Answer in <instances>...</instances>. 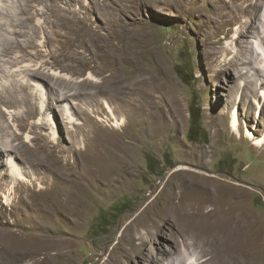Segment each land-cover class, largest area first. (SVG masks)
<instances>
[{
    "label": "rangeland",
    "instance_id": "rangeland-1",
    "mask_svg": "<svg viewBox=\"0 0 264 264\" xmlns=\"http://www.w3.org/2000/svg\"><path fill=\"white\" fill-rule=\"evenodd\" d=\"M33 4L32 23L0 28L20 48L0 55V264L194 263L181 224L161 216L180 164L230 184L213 181L218 189L243 184L264 238V143L255 144L264 139V0ZM18 10V0H0V22L23 18ZM1 39L0 53L13 45ZM13 167L24 179L13 180ZM222 198L218 206L238 210ZM175 243L181 251L164 256Z\"/></svg>",
    "mask_w": 264,
    "mask_h": 264
},
{
    "label": "bare ground",
    "instance_id": "bare-ground-1",
    "mask_svg": "<svg viewBox=\"0 0 264 264\" xmlns=\"http://www.w3.org/2000/svg\"><path fill=\"white\" fill-rule=\"evenodd\" d=\"M34 1L35 0H18V9H19L18 11H20L21 14L24 15L23 18L21 17V19H20L19 17L18 18L15 16L12 17V15H10L11 16L10 19H12L11 21H9L7 23L6 22H4V23L0 22L1 30L5 31L6 33H9V30L6 29L9 25L12 24L13 26H15V24H16L20 28V27L25 26L27 24V22L33 21V19L35 17L34 14H39L41 11L39 9L36 10V6H35V4H33ZM50 6H51V4L49 5V7L48 6L46 7V12H42L43 17H44V15L48 18L50 17L51 12H52V9L50 8ZM55 6H57V5H55ZM64 11H65V9H64ZM16 16H19V15H16ZM65 16H66V14H65ZM13 23H15V24H13ZM58 23L59 22H57V24ZM33 24L35 25L34 22H33ZM49 24H50L49 27H52L51 23H49ZM5 26H6V28H5ZM10 28L11 27H9V29ZM35 29L39 30L40 26L37 25ZM58 29H59V27H58ZM56 31H58V30H56ZM10 32H11V30H10ZM14 34H15V32H14ZM34 34L35 35L38 34V31L35 30ZM21 35H23V34L21 33ZM243 35H244L243 32L240 33L239 38ZM1 38H3V39H1ZM0 39L4 40L5 41L4 43H7L9 45H12L14 42V41H11V40L5 38L4 36L3 37L0 36ZM17 41H16V43H14L15 45L13 44L10 47L7 45L8 47H6V48L3 47L0 55H2L4 57V56H7L9 54V51H11L10 53H13L15 51V49L19 48L18 47L19 42H17ZM27 42H28V40H27ZM29 43H30L29 45L31 48L34 47V44L32 42H29ZM69 43H71V42H69ZM101 43H102V41H101ZM2 45H4V44H2ZM241 45H242V42H241ZM243 49H244V46H241L240 50L237 51L234 56L237 57V56L242 55ZM21 53L24 56H26L30 52L28 51V53L24 54V52L21 51ZM22 60H23L22 56H17V55H15V56H13V58H11V62L13 61L12 63H15V64L19 63ZM119 60H121V59H119ZM91 77L92 76H89L87 78L90 80V82L93 81L91 79ZM61 79H62V77H61ZM63 80H65V79H62V81ZM262 96L264 98V91L262 92ZM66 99H67V97L64 98V100H66ZM105 106L109 109V107L107 105H105ZM67 117L70 120H72V115L67 114ZM237 123H238L237 113L235 111H233L232 115H231L230 126H231V129L233 132L232 134L235 133L237 136H239V130L237 129V126H238ZM114 124L117 126L118 121H115ZM247 137H249V138L252 137L249 131H246V138ZM256 139H258V141L255 143L257 146H259L261 143L262 144L264 143V139H262V138H260V139L256 138ZM8 145H10V144H8ZM114 147L117 149H124V148H126V144L124 142H121V143L115 144ZM202 157H203V155L201 156V158ZM203 166L204 165L200 166V168H199L200 171H199V170L192 169L193 167L180 164L178 169L173 171V173H172L173 175L180 172L184 176H182V179L180 180L179 190L176 193L168 192L165 195L166 196V199L164 200L165 201V204H164L165 211L161 213L162 218H164V220H166L165 218H170L173 220V222H177V223L181 224V227L183 228L182 229L183 236L181 238V244H182L181 246L184 247L185 249L191 248L190 250H193L194 252H198V255L200 256V257L195 259L194 263L192 262L191 264H208L209 262H212L213 264H264V238L261 236V234L259 232H256L252 228L253 222L247 218L248 216H247L246 210L244 209V206H243V202L245 201V196H246L245 195V192H246L245 186L241 183H238L237 184L238 188H232L234 185L231 186V188H225L229 184L228 181L226 182V181H224V179H219L215 175L207 173L206 170H203L204 169ZM188 167H190V168H188ZM13 169L17 174L16 176L14 175L13 180L19 181V179H24V176L15 167H13ZM81 174L83 175L82 172H81ZM84 177H85V175H84ZM193 178H198L199 180H202L203 181L202 184L197 183V181H195V179H193ZM209 181H212V183ZM213 181L216 184L225 183L226 186L218 189V188H216L215 185H213ZM73 182H75V181H73ZM76 186H77V183H76ZM78 188H80V187H78ZM181 191H183V192L185 191L186 194L191 196L193 200H195L194 198H196V201L198 199L201 200L204 197L205 199H209L210 201H213V203L205 204V203H198V201L197 202L194 201V202H189L187 204H181L180 202H181V198L183 196V193ZM218 192H221V195L223 196V198H226V197L231 198V201L236 203L238 210H236V212H235L233 210H230L231 208H229V207L218 206L217 205L218 203H215ZM189 196H185V197L183 196V198H186ZM186 227H189L188 233L184 232V229ZM197 236L200 237L199 241L198 240L196 241V239H195ZM205 246H207V248H205ZM171 250H176L178 252L181 251L179 244H177V243H175V245L170 244V249L167 251H164L163 255L167 257L171 253Z\"/></svg>",
    "mask_w": 264,
    "mask_h": 264
},
{
    "label": "trees",
    "instance_id": "trees-1",
    "mask_svg": "<svg viewBox=\"0 0 264 264\" xmlns=\"http://www.w3.org/2000/svg\"><path fill=\"white\" fill-rule=\"evenodd\" d=\"M189 114L191 117V124H190L187 136L189 139L191 138L190 139L191 141H194L195 139L192 138L191 136L194 132L193 130H194L195 126L198 127V125H199V118H198V114L196 115L194 109H192L191 107L189 108Z\"/></svg>",
    "mask_w": 264,
    "mask_h": 264
}]
</instances>
